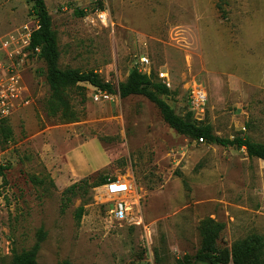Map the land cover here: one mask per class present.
Returning <instances> with one entry per match:
<instances>
[{
	"label": "rangeland",
	"instance_id": "rangeland-1",
	"mask_svg": "<svg viewBox=\"0 0 264 264\" xmlns=\"http://www.w3.org/2000/svg\"><path fill=\"white\" fill-rule=\"evenodd\" d=\"M45 2L61 68L96 72L115 87L134 68L154 81L167 72L164 99L178 115L210 123L221 137L264 143V0ZM31 6L0 0V43L14 37V47L25 45L38 26ZM6 57L0 52V61ZM23 77L31 102L7 119L13 135L0 141L7 166L0 175V264L31 249L41 229L37 264H207L199 254L201 224L210 218L224 225L216 247L228 259L219 264L264 261V159L193 141L147 97L84 82L66 90L80 120L61 123L46 111L44 59L29 54ZM194 86L206 92L205 104H193ZM118 177L131 180L140 197L124 221L113 218L101 184ZM83 178L89 185L66 199L63 191Z\"/></svg>",
	"mask_w": 264,
	"mask_h": 264
},
{
	"label": "trees",
	"instance_id": "trees-1",
	"mask_svg": "<svg viewBox=\"0 0 264 264\" xmlns=\"http://www.w3.org/2000/svg\"><path fill=\"white\" fill-rule=\"evenodd\" d=\"M31 3V12L38 19V26L30 33V41L27 49L30 54L37 53L47 64V80L50 86V96L46 102V111L50 116H58L61 123H72L79 121L69 100L66 98V90L78 83H89L107 93H118L121 97L130 95H143L154 102L161 111L162 117L178 133L183 134L193 141H206L223 146H236L245 148L248 155L264 159V143L256 142L249 137L235 136L233 138L221 137L213 133L210 123L200 124L178 115L172 106L164 99L165 95L170 94V89L162 81H154L149 75L134 68L130 71L127 79L115 87L112 83L102 81L96 72H82L76 68H61L58 64L59 49L57 34L52 25V18L46 6L45 0H26ZM38 49V51H37ZM13 132L7 124V120L0 122V141L8 142L12 138ZM7 166L0 164V175H4ZM108 178H102L101 184ZM88 178H83L68 186L63 194L66 199H71L77 194L79 188L89 185ZM83 215V207L77 212V217ZM224 225L213 219H208L201 224L202 251L199 260L207 264H219L226 262L228 255L218 251L216 239ZM46 236V232L41 229L38 241L31 249L16 253L12 264H37V254L40 243ZM255 247H247L246 251L251 253ZM235 261L242 256V251L233 250ZM59 264H71L64 260ZM260 264H264L262 261Z\"/></svg>",
	"mask_w": 264,
	"mask_h": 264
},
{
	"label": "built area",
	"instance_id": "built-area-1",
	"mask_svg": "<svg viewBox=\"0 0 264 264\" xmlns=\"http://www.w3.org/2000/svg\"><path fill=\"white\" fill-rule=\"evenodd\" d=\"M100 17L103 21L107 19L105 14H101ZM13 39L14 37H11V39L2 40L0 43V52L7 56V59L0 61V122L7 120L16 110L31 102L29 89L23 77L26 60L30 54L27 49L30 35L29 39L24 40L25 45L19 48L14 47L15 40ZM141 62L144 65L150 63L147 57H142ZM161 77L163 78L162 82L169 87L168 73L161 72ZM191 98L193 104H205L207 94L200 87L194 86L191 90ZM102 188L112 204L110 213L118 221H124L130 214L133 205L139 203L140 197L131 180L123 177L108 178Z\"/></svg>",
	"mask_w": 264,
	"mask_h": 264
}]
</instances>
